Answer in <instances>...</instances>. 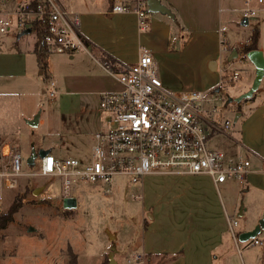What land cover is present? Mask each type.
Returning <instances> with one entry per match:
<instances>
[{
	"label": "rangeland",
	"instance_id": "obj_1",
	"mask_svg": "<svg viewBox=\"0 0 264 264\" xmlns=\"http://www.w3.org/2000/svg\"><path fill=\"white\" fill-rule=\"evenodd\" d=\"M61 1L75 9L84 4V0H74L73 4L71 0ZM89 1L97 3V0ZM243 5L244 0H198L190 7V13L183 9L184 16L172 18L163 13L170 20L172 38L165 42L156 34L150 37L152 42H145V47L153 53L169 86L177 89L185 83L191 84L209 99L204 103L212 110V116L231 122L230 136L215 133L209 146L222 149L230 146L232 157L249 159L250 167H253V156L264 155V116L246 120L250 109L255 107L256 95L241 101L235 98L251 87L250 70L254 64L247 56L229 60L231 48L228 45L243 49L241 43L249 41L253 29L258 26L259 48L264 52V5L254 0L257 13L248 16L247 24L242 23L245 17L241 10ZM152 13L149 11L148 14ZM178 19L184 22V26L178 25ZM223 25L226 26L223 36L227 42L222 45L219 28ZM22 31L0 32L4 60L9 63L22 61L26 67L24 75L0 77V160L8 161L9 155L4 151L6 147L14 146L22 154L23 169L35 171L36 166L27 163L33 149H50L60 157H82L75 154L77 150H83L84 156L90 154L94 133L101 127L105 113L99 109L98 94L88 92L95 90L91 80L84 85V91H87L84 93L70 92L71 86L63 82L70 80L67 75L80 67L69 59L71 53H51L49 77H46L39 73L41 69L33 51L37 32L32 30L21 34ZM127 40L129 42L131 37ZM115 45L119 49V45ZM239 53L246 52L241 50ZM74 54L79 57L86 51ZM78 57L75 61H81ZM213 61L218 67L215 70L210 66ZM88 65L84 59V66ZM226 65L230 72L238 70L240 73L233 83H221V69ZM85 71L84 67V75ZM77 72L83 75L80 70ZM51 79L55 80L57 88L54 96L43 90ZM262 80L257 91L264 85ZM219 86L220 90H215ZM34 111L43 117L37 125L28 122ZM238 112L240 116L235 120ZM236 131L245 132L241 143L235 141L239 135ZM38 187L41 188L35 192ZM142 188V181L132 182L125 175L114 177L110 193L105 192V186L100 182H81L69 196L76 198V205L66 207L60 176L22 175L13 188L5 187L0 177V213L6 211L17 196L22 198L14 219L0 229V264H107L112 250L118 264H141L130 263L128 258L135 254L132 244L142 236L145 219L151 217L148 211L146 215L142 214ZM220 189L228 209H231L232 198L239 199L240 204L247 200L239 182H227ZM250 214L247 212L245 217H239L237 228L251 221ZM248 243L238 240L233 244L224 264H264L260 254L262 245ZM145 260L142 264L146 263Z\"/></svg>",
	"mask_w": 264,
	"mask_h": 264
},
{
	"label": "built area",
	"instance_id": "obj_2",
	"mask_svg": "<svg viewBox=\"0 0 264 264\" xmlns=\"http://www.w3.org/2000/svg\"><path fill=\"white\" fill-rule=\"evenodd\" d=\"M253 2L244 0L241 10L247 18L257 13ZM256 2L264 5V0ZM112 11L136 12L140 28L149 27L147 0H121L113 4ZM26 28L35 30L37 37L41 32L50 54L92 50L82 33L79 12L61 0H0V32ZM225 31L226 26H221L222 45L227 42ZM238 56L246 57V53ZM103 64L114 77L116 87L99 95V109L105 115L94 133L90 154L60 157L50 152L35 159V171H25L20 150L11 146L9 160H0L5 187H16L22 175L60 176L63 195L69 197L81 182H100L110 193L117 175L141 182L150 174H208L217 186L230 179L247 181L249 159L231 160L223 150L209 146L215 133L230 135L232 124L212 116V110L205 107L209 99L203 91L191 86L167 87L157 60L145 46L135 62L123 64L118 71ZM221 71V83L234 82L240 74L238 70L230 72L228 65ZM44 91L54 96L55 82L50 80ZM227 220L238 240L239 219L228 216ZM247 241L250 245L260 243L257 237ZM143 261L142 253L128 258L130 263Z\"/></svg>",
	"mask_w": 264,
	"mask_h": 264
},
{
	"label": "crops",
	"instance_id": "obj_3",
	"mask_svg": "<svg viewBox=\"0 0 264 264\" xmlns=\"http://www.w3.org/2000/svg\"><path fill=\"white\" fill-rule=\"evenodd\" d=\"M119 1L121 0H97V3H93L84 0V4L76 9L81 18L82 33L92 50L91 52L86 51V54L79 57L74 53L70 54L69 59L72 63L74 65L80 64L78 69L75 68V71L67 75L70 80L63 81L68 87L71 86L69 87L71 88L69 89L70 92H87L84 91V85L87 86L88 81L91 80L95 90H88V92L98 94L99 100L102 91L116 87L114 77L106 69L101 58L98 57L101 50L119 60L122 65L129 64L137 60L139 51L141 47L145 46L146 41L152 42L149 41L151 36L158 34L159 40L165 39V42L172 38L170 20L165 14L159 11L148 14L149 27L142 29L136 12L112 11L113 4ZM197 1L161 0L174 12L177 18L179 15H185L184 10L190 13V7ZM71 3L73 4L74 0H71ZM182 23L184 22L179 20L178 25ZM128 37H131L129 42ZM245 43L242 42L241 45L243 46ZM115 44L119 45V49ZM229 46L230 52H232L233 48L238 45L229 44ZM94 51L97 52V55ZM77 57L81 61H75ZM4 59L6 58L0 50V77L21 76L26 73L25 62L23 64L22 61L9 63ZM84 59H87L88 66H84ZM15 60L18 59L15 58ZM210 66L213 70L218 68L217 63L213 67L212 62H210ZM84 67L86 69L85 75ZM79 70L83 75L78 74L77 71ZM39 73L42 74V71L40 70ZM160 73L163 74L162 69H160ZM250 74L251 85L256 76L255 65L253 70H250ZM162 77L163 82L167 84L166 86L174 89L166 82L167 79L164 74ZM53 81L55 82V80ZM186 86L193 87L191 84L185 83L177 89ZM254 95H256L254 100L256 103L255 107L248 112L247 119L245 118L248 121L258 116L261 117V115L264 116V85ZM34 114L35 111L32 113L31 119ZM42 121L41 115L39 123ZM243 132H237L239 135L235 140L236 142L241 143L245 133ZM212 148L223 150L231 160L236 159L232 157V147L230 146H226L224 149ZM6 151L4 153H7L9 149ZM75 154L82 157L87 156H84L83 150H77ZM253 157L254 166L251 167L247 181L240 183L241 190L244 191L247 200L240 204L239 199L232 198L230 201L231 209L226 206L220 187L222 184L235 180L230 179L217 186L208 174H150L145 176L142 181L144 199L142 214L146 215L148 211L151 217L145 219V229L142 236L133 241L132 250H135L133 252L142 253L144 258L146 257V260L144 259L145 264H216L218 261L219 264H224L229 253L232 252L233 244L239 240H236L230 232L227 217L239 219V217H245L247 212L251 213V221L245 222L242 228H238L240 233L254 228L264 215V155L259 153ZM241 211L242 214H240ZM260 233L261 235L257 238L262 245L260 254L264 259V228ZM115 235L117 236V234ZM115 258L118 264L116 255Z\"/></svg>",
	"mask_w": 264,
	"mask_h": 264
},
{
	"label": "water",
	"instance_id": "obj_4",
	"mask_svg": "<svg viewBox=\"0 0 264 264\" xmlns=\"http://www.w3.org/2000/svg\"><path fill=\"white\" fill-rule=\"evenodd\" d=\"M147 4H148V9L150 12H158L159 11L161 13L168 14L172 18L175 17L174 12H172V10L168 6H166L164 3H162L161 0H147ZM242 23L247 24L248 18L244 17V19L242 20ZM31 31H32L31 28H26L22 31L21 34L29 33ZM21 34H19V35H21ZM238 55H239L238 50L234 49L232 51V53L230 54L229 59L230 60L234 59ZM246 56L255 65L256 76L253 80L251 87L246 92L240 94L239 96H237L235 98L237 101H241L243 99H247V98L252 97L255 94V92L257 91V89L260 85V82L262 80V77L264 75V52L260 48H256V49L249 50L246 53ZM215 63H216L215 61L212 62L213 67H214ZM232 99L233 98H230L229 100H232ZM239 115H240V112H238L236 114L235 120H237L239 118ZM39 118H40V113H37V114H35V116L32 119H29L28 122L31 125H37L39 123ZM50 152H51L50 149H40L38 151L33 149L32 153L27 158V163L32 166L35 164V159L38 156L43 157ZM40 188L41 187L36 188L35 192H37ZM64 204L66 207L75 206L76 205V198L75 197H66L64 200ZM240 214H242V211ZM263 228H264V215L259 219L258 223L255 225L254 228L240 232L238 239L241 241H247L249 239L256 238ZM29 229H33V227H30ZM107 264H117V260L115 258V253L113 250L110 251L108 254Z\"/></svg>",
	"mask_w": 264,
	"mask_h": 264
},
{
	"label": "trees",
	"instance_id": "obj_5",
	"mask_svg": "<svg viewBox=\"0 0 264 264\" xmlns=\"http://www.w3.org/2000/svg\"><path fill=\"white\" fill-rule=\"evenodd\" d=\"M259 38H260V28L256 26L252 31L249 41L245 43V45L243 46V49L242 48L238 49V52L243 50V52L247 53L249 50L259 48ZM34 51L36 53L37 62H38V65L42 73L46 77H49L48 58H49L50 53L48 52L46 46L42 42L41 32L38 33ZM98 54L101 60L103 62H106L108 67H110L111 69L115 71H118L121 69L122 64L120 63V61L114 58L113 56H111L109 53H106L105 51L101 50ZM220 88L221 87L219 86L215 88V90H220ZM250 98H247V99H250ZM21 205H22V198L20 196H17L13 200V202L10 204L8 209L0 213V229H3L8 226V224L14 219L15 213L19 210Z\"/></svg>",
	"mask_w": 264,
	"mask_h": 264
},
{
	"label": "flooded vegetation",
	"instance_id": "obj_6",
	"mask_svg": "<svg viewBox=\"0 0 264 264\" xmlns=\"http://www.w3.org/2000/svg\"><path fill=\"white\" fill-rule=\"evenodd\" d=\"M231 53H232V52H229L228 56H230ZM238 53H239V52H238Z\"/></svg>",
	"mask_w": 264,
	"mask_h": 264
},
{
	"label": "bare ground",
	"instance_id": "obj_7",
	"mask_svg": "<svg viewBox=\"0 0 264 264\" xmlns=\"http://www.w3.org/2000/svg\"><path fill=\"white\" fill-rule=\"evenodd\" d=\"M7 148V150H8V147H6Z\"/></svg>",
	"mask_w": 264,
	"mask_h": 264
}]
</instances>
